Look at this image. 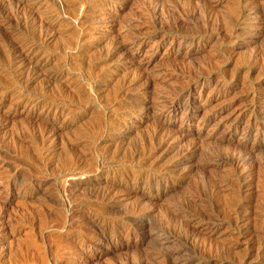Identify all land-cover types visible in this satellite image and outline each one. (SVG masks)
<instances>
[{
	"label": "rangeland",
	"instance_id": "obj_1",
	"mask_svg": "<svg viewBox=\"0 0 264 264\" xmlns=\"http://www.w3.org/2000/svg\"><path fill=\"white\" fill-rule=\"evenodd\" d=\"M252 1L0 0V264H264Z\"/></svg>",
	"mask_w": 264,
	"mask_h": 264
},
{
	"label": "bare ground",
	"instance_id": "obj_2",
	"mask_svg": "<svg viewBox=\"0 0 264 264\" xmlns=\"http://www.w3.org/2000/svg\"><path fill=\"white\" fill-rule=\"evenodd\" d=\"M252 1V0H251ZM261 1V0H260ZM259 4V1L258 0H253L252 2H251V6H250V4H249V9H251V10H253V12H255L256 13V19H258V22H261V23H263V25H259V26H257L258 28L259 27H262V28H264V7H262L261 5L259 6L258 5ZM263 5V4H262ZM264 6V5H263ZM261 13H263V14H261ZM33 20H34V16L33 15H28V16H26L25 18H23V22L24 23H27L28 25H33ZM38 32V31H37ZM40 32V31H39ZM15 46V48H16V57H13L14 58V63L15 64H17L16 65V71H17V76H19L20 78H24V77H30L31 76V72L32 71H36L37 69H38V63L37 62H35L36 64L34 65V64H32L33 62H32V60H31V58H29L28 57V55H29V53L28 52H31V50H30V48H28L29 49V51H28V49H25V47H23V46H19V45H14ZM112 48V47H111ZM126 50V48H125V46H123V45H116L115 47H113V49H112V52L110 53L111 55H113L114 54V56H115V54H118V53H122V52H124ZM110 56V55H109ZM15 59H17V61L15 60ZM145 102H147L146 100H145ZM51 104V103H50ZM49 104V107H48V109H51V110H54V111H56V112H63L64 111V108H62V107H60V106H58V105H55V104H52V105H50ZM146 104V103H145ZM48 132H46V133H43L42 135L43 136H48V135H46ZM197 150L196 149H192V153H195ZM100 161H102V158H101V160ZM240 161H242V160H240L238 157H234V158H232V162H234V163H237V162H240ZM67 162V161H66ZM64 163H65V161H64ZM102 164V162H99V166ZM97 170V169H96ZM65 182V181H64ZM108 184V183H107ZM111 186V185H110ZM135 190V189H134ZM103 195V198H107V199H110V198H112L113 197V194H112V192H105V194L103 193L102 194ZM71 206V205H70ZM68 207H69V205H68ZM68 209V208H67ZM120 231V233H125V235H128L129 233H130V231L129 230H124V229H122V230H119Z\"/></svg>",
	"mask_w": 264,
	"mask_h": 264
}]
</instances>
